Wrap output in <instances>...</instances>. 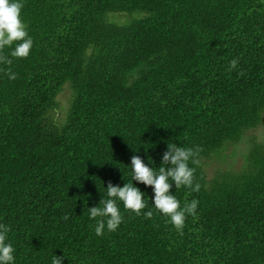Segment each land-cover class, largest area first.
Here are the masks:
<instances>
[{
  "label": "trees",
  "instance_id": "1",
  "mask_svg": "<svg viewBox=\"0 0 264 264\" xmlns=\"http://www.w3.org/2000/svg\"><path fill=\"white\" fill-rule=\"evenodd\" d=\"M22 19L30 55L0 64V223L17 264H264V141L225 158L264 125V0H24ZM171 143L202 149L201 190H171L197 217L178 232L121 204L119 229L96 236L87 207L131 179L133 155L159 167Z\"/></svg>",
  "mask_w": 264,
  "mask_h": 264
},
{
  "label": "clouds",
  "instance_id": "2",
  "mask_svg": "<svg viewBox=\"0 0 264 264\" xmlns=\"http://www.w3.org/2000/svg\"><path fill=\"white\" fill-rule=\"evenodd\" d=\"M23 7L24 0H0V64L10 66L13 59H24L30 55L33 39L22 19ZM5 48H11L10 58L2 54ZM237 65L236 59L231 60L229 70L236 69ZM4 71L9 80L16 79V74L10 67ZM201 151L199 146L183 147L174 143L168 144L159 167L154 166L155 162L151 157H148L146 164L139 155H133L129 166L131 179L123 186L109 183L106 188L104 187L106 192L102 194L99 205L87 207L88 218L95 221L93 225L95 235L100 237L106 231L112 233L119 229L124 220L120 211L121 204L125 211L136 216L143 215L146 219L153 217L154 209L167 218V222L174 229L182 232L187 218L197 217L199 201L192 199L181 204L171 190L173 185L175 189L187 188L193 192L201 190V184L195 179V168L190 166L198 163ZM149 164L153 166L149 167ZM133 181L151 187L152 208H149L147 194L135 186ZM145 209L148 210L144 211ZM10 231L7 224L0 223V264H17L16 249L9 239ZM65 257L53 254L51 264H63Z\"/></svg>",
  "mask_w": 264,
  "mask_h": 264
},
{
  "label": "rangeland",
  "instance_id": "3",
  "mask_svg": "<svg viewBox=\"0 0 264 264\" xmlns=\"http://www.w3.org/2000/svg\"><path fill=\"white\" fill-rule=\"evenodd\" d=\"M129 18H131L129 14H121V13L117 15H112L110 17L111 21H117V23L127 21ZM72 95H73L72 89L67 86L59 95V103L61 102L60 104L62 106L68 107L70 105V99ZM247 134L248 136L241 143L236 145V147L233 146L226 152L227 156L225 158L227 160V163L230 162L236 165L238 161L239 163L242 162L243 156L247 153L249 148V138L254 137L259 142L264 141V125H261L252 131H249ZM213 170L214 167L210 166L209 171L213 172Z\"/></svg>",
  "mask_w": 264,
  "mask_h": 264
}]
</instances>
